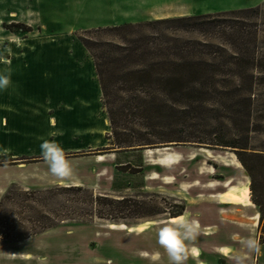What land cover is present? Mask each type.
Returning <instances> with one entry per match:
<instances>
[{
  "label": "rangeland",
  "instance_id": "obj_1",
  "mask_svg": "<svg viewBox=\"0 0 264 264\" xmlns=\"http://www.w3.org/2000/svg\"><path fill=\"white\" fill-rule=\"evenodd\" d=\"M110 2L0 0V75L2 68L8 67L14 77L9 76L13 80L11 87L0 90L2 96L11 92L8 101L0 100V199L14 186L22 193L40 191L46 206L32 199L28 202L38 212L52 219L64 213L76 217L25 240L6 236L0 228V264H169L166 253L156 243L159 228L170 225L171 216L184 215L186 201L182 197L194 203L191 212L201 218L202 206L215 205L216 200L209 194L226 190L207 189L205 184L228 179L233 185L249 181L254 206L233 205L232 211H222V219L245 222L236 224L248 231L245 236L235 233L238 239L264 240V216L262 221L261 215L258 221L252 218L256 212L260 214L259 204L264 209V0H197V14L186 16L219 15L210 20L212 25H205L206 32L183 33L157 27L155 32L168 38L212 44L197 48L215 51V62L228 70L224 80L222 74L216 79L234 95L210 101L190 120L185 134L205 143L178 142L129 152L111 148V128L102 108V94L89 119L88 103L84 100L88 98V84L93 89L92 96L97 95L92 81L98 79L93 73L92 81H88V68L93 66L78 37L83 31L124 24L116 22L121 19L108 10ZM239 27L247 46L241 64L239 43L232 42ZM27 29L31 31L25 32ZM227 53L234 57L223 66ZM249 88L250 103L246 100L245 104L237 93ZM42 99L36 108L35 103ZM44 140H55L62 146L74 170L71 178L56 179L48 174L40 158L39 145ZM220 143L238 147L248 143V149L213 145ZM148 150L180 152L183 158L171 169H159V174L155 170L160 166L146 161ZM148 153V161H153L155 154ZM251 153L262 154L263 158L255 160ZM191 155L196 157L191 160ZM239 156L251 167L253 178ZM230 158L241 166L237 169L213 161ZM162 174L171 178L165 179ZM191 183L196 184L189 188ZM72 184L86 185L94 196L103 195L108 200L94 203L88 195L86 203L83 193H44L46 189ZM194 196L198 197L191 199ZM6 208L0 211V220H20L30 215L22 213L19 205L8 203ZM84 210L85 216H81ZM194 254L197 255L196 250ZM185 264H193L189 254ZM256 264H264V243Z\"/></svg>",
  "mask_w": 264,
  "mask_h": 264
},
{
  "label": "trees",
  "instance_id": "obj_2",
  "mask_svg": "<svg viewBox=\"0 0 264 264\" xmlns=\"http://www.w3.org/2000/svg\"><path fill=\"white\" fill-rule=\"evenodd\" d=\"M218 16L203 14L145 23H124L83 31L84 34L78 37L93 61L102 94V108L110 122L109 139L112 149L117 150L116 152H129L166 147L178 142L205 143L200 138L185 134V130L190 120L196 118L198 112L205 108V104H210V101L213 102L217 98L229 99L234 95L216 79L220 74L223 75V80L225 74L228 75V70L223 66L234 56L227 53L228 59L223 61L221 68L215 62V51L197 48L212 47V44L178 37L168 38L164 33L155 30H158L157 27H163L164 30L173 29L183 33L206 32L208 29H205V25H212L210 20ZM238 29L240 31L232 42L239 43L237 48L242 61L238 63L241 64L246 58L247 46L244 43L246 40L242 28ZM30 31L31 29L25 30ZM96 35H102V38L95 39ZM104 36L117 39H103ZM219 85L220 89L217 87ZM247 90L242 93L243 90L239 89L237 93L245 104L246 100L250 103V88ZM227 144L213 145L248 149V143H244L243 147ZM250 157L255 160L263 158L259 153H251ZM238 159L253 178L251 167L246 160L240 156ZM56 190L83 193L86 195V203L88 195L94 203L108 200V197L103 195L94 196L93 192L84 186L53 187L44 190V193ZM41 195L40 191L22 193V190L15 186L8 189L0 199V211H6V205L10 203L19 205L22 211L24 210L22 213L30 215L20 220H0V228L3 229L1 233L25 240L46 232L61 222L76 220L72 213H64L61 217L52 219L29 205L28 202L32 199L33 202L46 206ZM259 208L262 221L264 209L261 204ZM84 214L85 210L80 213L81 216H85ZM259 241L260 244L264 243L263 239Z\"/></svg>",
  "mask_w": 264,
  "mask_h": 264
},
{
  "label": "crops",
  "instance_id": "obj_3",
  "mask_svg": "<svg viewBox=\"0 0 264 264\" xmlns=\"http://www.w3.org/2000/svg\"><path fill=\"white\" fill-rule=\"evenodd\" d=\"M190 0H111V4L108 5V10H111L113 17H116V22L123 23H145L151 22L158 19L169 18V17H179L186 15H195L197 14V0H191L193 3H189ZM92 66L88 68V81H92L91 74L95 73L94 65L92 59ZM4 71L2 72L5 77L8 78L9 84L6 88L11 87L12 71L9 70L8 67L2 68ZM96 76V74H95ZM14 78V77H13ZM98 81V80H97ZM97 81H92L94 84V93L96 96H92V91L90 85L88 84V98H85L88 103V119L91 118L94 114V111L97 109L99 104V95L101 93L99 83ZM80 81L77 82V84ZM10 93H4L3 96L0 94V100L5 98V100L10 98ZM41 101L35 103V107L41 104ZM80 104V103H79ZM34 105V104H33ZM95 108V109H94ZM165 150L169 148H164ZM148 152L154 153L155 157L153 161H148L147 154ZM145 155L146 161L150 163L152 166H160L156 168V172H159V169H171L173 166L178 164L183 158V154L180 152H160L159 150H148ZM196 155H191V160L195 158ZM190 160V159H189ZM213 161L221 163L224 166H233L235 168H239V162L234 161V159H220ZM238 162L239 164H237ZM212 168L213 166H208ZM214 168V167H213ZM215 169V168H214ZM211 175V172H209ZM215 174V171L214 173ZM164 175V174H162ZM165 179L171 178L170 175L165 174ZM166 184H171V182L165 181ZM196 183H191L188 185L189 188L195 186ZM72 186H86L83 184H72ZM207 189H218L219 187L226 188V190L221 192H216L209 194V197L216 200L215 205L202 206L201 210V218H196L201 225L200 232L194 241L188 242L186 248L188 249L187 254L190 255V258L193 264H233V262L229 259L233 252H237L240 249V241L242 239H238L236 236H245L248 232L246 229H240L236 224L243 225L245 222L240 221H225L222 219L221 215L222 211H232L230 209L233 208V205H244L253 207V203L251 202L250 197V188L249 181L240 182L237 185L232 184V179L226 180L224 183H220L218 181H210L205 184ZM88 188V186H87ZM188 189H186L187 191ZM194 196L191 199H196ZM227 197H232L233 200L225 201ZM184 201H186V210L184 215L178 216L181 217H193L194 214L191 212L192 209L195 208L193 202L190 201L188 197H182ZM188 213V215H186ZM260 214L256 212L252 218L258 221ZM232 217V216H231ZM170 219V218H169ZM238 220V219H237ZM170 225H174L176 222H171L168 220ZM234 222V223H233ZM233 223V224H232ZM207 231H210L209 233ZM238 233V234H235ZM222 249H226L228 251H221ZM197 251V255L194 254V251ZM258 259V257L256 258Z\"/></svg>",
  "mask_w": 264,
  "mask_h": 264
},
{
  "label": "clouds",
  "instance_id": "obj_4",
  "mask_svg": "<svg viewBox=\"0 0 264 264\" xmlns=\"http://www.w3.org/2000/svg\"><path fill=\"white\" fill-rule=\"evenodd\" d=\"M9 84L7 77L0 75V90ZM40 158L47 166L48 174L56 179H68L74 174L71 162L66 158L62 146L55 140H44L39 145ZM200 232L198 219L181 217L174 225L164 224L156 233V243L166 253L169 264H185L186 244L194 241ZM261 254V244L256 237H247L240 241V249L233 252L229 259L233 264H256ZM159 253L155 254L158 257ZM154 257V258H155Z\"/></svg>",
  "mask_w": 264,
  "mask_h": 264
},
{
  "label": "bare ground",
  "instance_id": "obj_5",
  "mask_svg": "<svg viewBox=\"0 0 264 264\" xmlns=\"http://www.w3.org/2000/svg\"><path fill=\"white\" fill-rule=\"evenodd\" d=\"M225 201H230V200H229V198H228V199H226ZM177 219H179V217H172V218H170V221H175V220H177Z\"/></svg>",
  "mask_w": 264,
  "mask_h": 264
},
{
  "label": "snow or ice",
  "instance_id": "obj_6",
  "mask_svg": "<svg viewBox=\"0 0 264 264\" xmlns=\"http://www.w3.org/2000/svg\"><path fill=\"white\" fill-rule=\"evenodd\" d=\"M221 251H227L226 249H222Z\"/></svg>",
  "mask_w": 264,
  "mask_h": 264
}]
</instances>
